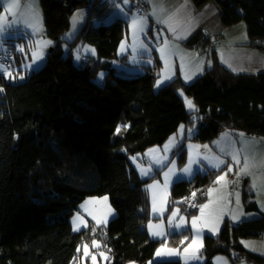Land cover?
Instances as JSON below:
<instances>
[{
    "label": "trees",
    "instance_id": "1",
    "mask_svg": "<svg viewBox=\"0 0 264 264\" xmlns=\"http://www.w3.org/2000/svg\"><path fill=\"white\" fill-rule=\"evenodd\" d=\"M192 1L201 6L211 0ZM214 1L225 26L246 23L250 46L264 40V0ZM80 7L87 9V21L72 46L89 42L97 55L76 64L64 53L61 35ZM114 8L107 0H41L53 51L48 50L44 66L25 74L23 81L10 82L0 73V264H74L80 245L94 237L110 251L108 264H147L161 244L181 246L184 232L150 238L143 227L151 218L146 185L162 170L141 178L130 157L164 145L182 124L197 122L199 130L189 139L200 142L227 129L264 136V71L235 72L216 59L204 76L190 83L178 76L157 89L162 63L156 57L143 74L119 75L111 61L118 58L129 21L118 18L104 24ZM13 52L17 57L21 53L16 48ZM106 68L105 78L96 82ZM181 91L194 99L197 118L187 111ZM30 130L33 135L28 136ZM177 155L184 165L185 142ZM218 174L212 170L175 182L169 210L178 205L187 210L193 194L202 202L203 191ZM102 195H109L117 216L98 232L92 226L74 231L70 219L79 204ZM246 209L258 210L257 200H246ZM263 235V213L236 225L226 220L219 234L205 235L204 264H213L217 255L230 257L233 264H264V254L242 243Z\"/></svg>",
    "mask_w": 264,
    "mask_h": 264
},
{
    "label": "rangeland",
    "instance_id": "2",
    "mask_svg": "<svg viewBox=\"0 0 264 264\" xmlns=\"http://www.w3.org/2000/svg\"><path fill=\"white\" fill-rule=\"evenodd\" d=\"M109 2H112L115 8L103 20L104 24H109L118 18L129 21V30L119 47L118 58L112 60L111 65L122 76L143 74L148 67L155 64V58L158 57L156 50H158L159 42L153 34L150 35L148 17L146 14L135 10L132 5L133 0L132 2L128 0L127 3L124 0H111ZM74 17H77L75 22ZM86 21L87 9L85 7L77 8L71 16V26L61 35L64 53L71 54L76 64L81 63L88 56L97 55L95 46L89 42L81 41L72 46ZM94 23L99 24L100 21L95 20ZM228 27L231 28L230 32L235 33L229 39L231 43L242 45L245 40H250L245 22H239ZM46 34L47 28L43 21L41 30H37L32 35L24 36L26 43L18 46V52L21 51L19 54L21 64L15 60L14 66L8 68L0 61L2 76L10 82L23 81L25 74H31L41 69L47 60V54L43 50L44 42L48 41ZM196 51L199 50L196 49ZM205 52L207 53V51ZM34 53L39 55L38 59ZM158 58L160 59V57ZM164 59L166 61L165 70L161 69L159 72L162 76H158L157 89L176 78V76L172 78L170 74L177 70V61L169 54L164 55ZM179 63L184 64L183 60H179ZM20 68L25 71L18 72ZM107 72L108 68L102 69L95 79L96 82H101ZM192 81L185 82L190 83ZM180 94L185 101L187 111L193 113V118H197V105L194 99L182 91ZM187 101H191L194 108H189ZM181 126V133L184 134L185 131L188 133L187 141L184 140L187 152V160L184 165L179 164L177 154L181 144L173 140L175 136H172L164 145L150 147L144 153L130 157L141 178L151 177L157 170H162L160 177L150 180L146 185L150 197L151 218L143 227L147 230L150 238L165 239L170 238L173 233L184 232L180 238V247L168 244V241L161 244L154 257L147 264L176 259H180L182 264H204L206 258L202 251L206 234H219L226 220L229 221L230 225H236L244 220L260 216L257 210H246V200L258 199L257 201L264 208V136H248L245 132L227 129L220 132L211 141L200 142L189 139L199 130L197 122L193 126H186L185 124ZM31 135H33V130L28 133V136ZM19 137V134L16 135V139ZM184 141L182 140L181 143ZM157 161H162V163H157ZM246 162L248 167L245 170ZM186 167H190L191 171L184 172L183 169ZM170 169L173 171L170 172ZM212 170H218L219 174L216 176V182L203 191L206 193V197L202 202H198L197 194H193L188 199L187 210H183L179 205L169 210L170 190L175 182L192 180L197 174H205ZM145 172H147L146 175ZM230 174L236 176L234 187L230 186L228 180ZM204 205H208V207L205 208ZM194 208H197L198 211L193 213L192 209ZM174 213L175 215H173ZM117 214L118 212L109 195L92 196L79 204L78 210L70 220L74 231H81L92 226L93 231L98 232V227H106ZM246 214H249V217H246ZM170 219L171 225L169 224ZM194 220L195 227L193 226ZM157 225L160 227H155ZM176 225H180V227H176ZM186 231L190 232L189 237L186 235ZM153 232L163 234L153 236ZM262 241V247H264V240ZM169 250H174V253L167 254ZM78 251L80 254L75 259L74 264H108L111 257L104 241L98 237H94L91 242L80 245ZM158 251L162 254L157 255ZM127 264L140 263L130 261Z\"/></svg>",
    "mask_w": 264,
    "mask_h": 264
},
{
    "label": "crops",
    "instance_id": "3",
    "mask_svg": "<svg viewBox=\"0 0 264 264\" xmlns=\"http://www.w3.org/2000/svg\"><path fill=\"white\" fill-rule=\"evenodd\" d=\"M143 1L149 7L147 17L150 23V35L153 34L154 23L158 22L162 26L160 39H156L159 42L156 54L161 59V69L165 70L164 55H172L177 61V70L173 72L174 74H170L172 78L181 76L185 81H192L202 77L212 67L216 59L237 72L264 71V40L254 46L249 45L250 40H245L242 45L231 43L229 39L235 33L230 32L231 28L222 23L218 2L211 0L201 6H196L192 0ZM9 2L18 5L11 13L6 11ZM0 5H3L0 6V17L6 18V24L9 25V27H0V61L4 63L5 57L12 56L14 62L17 59L20 60V55L17 57L13 49L16 48L18 52L19 44L26 43L24 36L32 35L42 29L44 16L41 0H0ZM214 33H221L222 37L216 42L212 51L199 52L191 45L199 36ZM48 41H50L49 38ZM51 47H53L52 42L46 46L43 44L44 53H47ZM179 60H183L184 64H180ZM159 76L162 75L159 74ZM246 135L250 136L247 133ZM172 136H175L173 138L178 144H182V140L187 141L188 133L187 131L184 134L181 133L179 128ZM253 195L255 197V193ZM258 206L257 211L264 214L262 204L258 202ZM246 217H249V214H246ZM262 240H264V235L261 238L242 239V243L248 249L264 254ZM212 261L213 264H233L230 257L226 255H217ZM238 264L254 263L241 261Z\"/></svg>",
    "mask_w": 264,
    "mask_h": 264
},
{
    "label": "built area",
    "instance_id": "4",
    "mask_svg": "<svg viewBox=\"0 0 264 264\" xmlns=\"http://www.w3.org/2000/svg\"><path fill=\"white\" fill-rule=\"evenodd\" d=\"M133 7L135 10L139 11L142 14H149V7L146 2L143 0H133ZM162 26L160 23L156 22L153 24L152 32L153 36L156 37V39H160V32H161ZM222 37L221 33H214V34H208L199 36L196 38L193 43L191 44L195 49L199 51H207L210 52L214 49L216 46V42ZM5 65L8 68L12 67V56L5 57L3 59ZM228 180L231 187H234L236 176L234 174H230L228 176Z\"/></svg>",
    "mask_w": 264,
    "mask_h": 264
},
{
    "label": "snow or ice",
    "instance_id": "5",
    "mask_svg": "<svg viewBox=\"0 0 264 264\" xmlns=\"http://www.w3.org/2000/svg\"><path fill=\"white\" fill-rule=\"evenodd\" d=\"M124 2L127 3L128 0H124ZM0 6H3V5H0ZM16 7H18V5L9 2L8 5H7V8H6V11L9 12V13H11V12L13 11V9L16 8ZM76 19H77V17H74V18H73L74 22L76 21ZM0 27H9V25L6 24V18H4V17H0ZM48 43H51V42H50V41H46V42H44L45 46H46ZM92 51L94 52V50H92ZM34 55H36V58H37V59L39 58V55H37V54H35V53H34ZM41 55H42V54H41ZM187 103H188V107H189V108H194V105L192 104L191 101H187ZM181 128H183V126H181ZM119 131H120V129L118 128V129H117V132H119ZM174 139H175V138H173V140H174ZM170 143H171V142H170ZM157 163H162V161H157ZM221 163H223V162L221 161ZM237 163H239V160H237ZM217 166H219V165H217ZM247 167H248V165H247V162H246V163H245V170L247 169ZM171 171H173V169H170V172H171ZM183 171H184V172H190L191 169H190V167H186L185 169H183ZM229 171H231V169H229ZM144 174L146 175L147 172H145ZM165 175L167 176L168 174L166 173ZM221 179H223V177H221ZM150 187H152V186H150ZM105 199H106V198H105ZM204 207L207 208L208 205H204ZM154 211H155V209H154ZM202 211H203V209H202ZM173 215H175V213H174ZM234 218H235V217H234ZM169 224L171 225V219L169 220ZM193 226L195 227V220L193 221ZM150 227H151V226H150ZM155 227H160V226L157 225V226H155ZM176 227H180V225H176ZM162 234H163V233H161V232H153V233H152L153 236H160V235H162ZM94 244H95V242H94ZM172 253H174V250H169V253H167V254H172ZM161 254H162L161 252H159V251L157 252V255H161Z\"/></svg>",
    "mask_w": 264,
    "mask_h": 264
},
{
    "label": "water",
    "instance_id": "6",
    "mask_svg": "<svg viewBox=\"0 0 264 264\" xmlns=\"http://www.w3.org/2000/svg\"><path fill=\"white\" fill-rule=\"evenodd\" d=\"M50 51H53V47L50 48Z\"/></svg>",
    "mask_w": 264,
    "mask_h": 264
}]
</instances>
